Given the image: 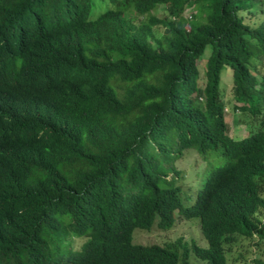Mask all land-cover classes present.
Returning <instances> with one entry per match:
<instances>
[{"label":"trees","instance_id":"16d2710c","mask_svg":"<svg viewBox=\"0 0 264 264\" xmlns=\"http://www.w3.org/2000/svg\"><path fill=\"white\" fill-rule=\"evenodd\" d=\"M99 1L92 19L93 0H0V264H230L241 241L264 264V1ZM190 152L226 160L198 213L163 177ZM174 213L203 246L132 243Z\"/></svg>","mask_w":264,"mask_h":264},{"label":"rangeland","instance_id":"374dc122","mask_svg":"<svg viewBox=\"0 0 264 264\" xmlns=\"http://www.w3.org/2000/svg\"><path fill=\"white\" fill-rule=\"evenodd\" d=\"M264 1V0H262ZM264 3V2H263ZM260 3L258 8V12H264V4ZM97 5L101 7L97 8L96 13L98 15H94V11L92 10L90 17L92 19L97 18L101 13L106 11L107 9L111 8V5L108 2H101L99 0H93V8L94 9ZM95 13V14H96ZM189 15V14H188ZM196 21H194L195 23ZM200 22V21H197ZM211 48L207 46L202 57L198 61L199 71L201 72V76L204 72V66L206 61L210 56ZM258 69L259 75H264V68L262 69L259 65L256 67ZM221 81H220V89L223 90V97L224 102L227 104L230 103V96H231V87H232V76L231 71L228 67H224L221 70ZM202 83V81H201ZM222 92V91H221ZM228 109L229 106H228ZM234 116L230 114V112L226 113L225 121L229 124L230 131L229 134L234 139H241L244 138L247 134L246 129L242 125H238L234 123ZM199 158L194 152H190L185 154V156L177 162L176 166L179 168L186 177L191 180L193 178H198L199 182L202 183L204 179L208 176V174L214 170V168L222 167L225 165L226 160L222 155L214 156L213 154L211 157L204 160L207 164L205 169H201L199 167ZM192 202V198L191 201ZM190 204V203H189ZM178 220L174 226L167 231H162L154 226L150 231L135 229L132 234V242L133 244H141L143 246L147 245H156L163 244V243H172L175 242L178 238L182 237L184 241L189 242V240H195L198 242L199 245L203 246L205 241L202 240V237L199 233V225L197 219H190L188 222H183L182 220ZM194 223V224H192ZM59 232V231H58ZM57 233H55L56 235ZM60 234L65 235L64 232L60 231ZM136 236V240H135ZM137 241V242H136ZM203 242V243H202ZM81 241H78V244H81ZM51 244V248H52ZM78 246V245H77ZM66 251L65 253H67ZM58 255V253H55ZM258 255V251L256 247L250 245L248 241H241L240 243L236 244L231 248V252L227 254V260L230 264H241L242 260L250 261ZM193 256L189 257V261L191 264H203L197 260H193ZM264 261V257H259Z\"/></svg>","mask_w":264,"mask_h":264},{"label":"clouds","instance_id":"9594fccd","mask_svg":"<svg viewBox=\"0 0 264 264\" xmlns=\"http://www.w3.org/2000/svg\"><path fill=\"white\" fill-rule=\"evenodd\" d=\"M187 13H190L191 17H192V13H191V10L188 9L184 15L187 17ZM188 18V17H187ZM190 19V18H188ZM230 110L228 109V107H225L224 108V112L225 113H228ZM230 135V134H229ZM234 139V138H233ZM182 158L178 159L175 161L174 163V167H175V170L178 171V174H174L173 172H171V170L167 171L165 175H163V177L165 179H167L168 181H170V183H172L173 187L175 189H177L178 191V195H179V199H180V203H181V206L184 208V209H187L189 211H194V212H197L199 211L200 209V201L202 199V195H203V192L206 188V183L208 182L209 180V176L213 173V171L215 170H212L208 176L204 179V181L202 183L199 182L198 178H193L191 180H189L186 175L183 173V171H181L179 168H177L176 164L178 161H180ZM199 167L201 169H205L207 167L206 163L202 161L201 158H199ZM191 198H192V202L191 201ZM190 203V204H189ZM174 217V224L178 221L176 220L177 217L179 220H182L183 222H188V220L190 219H197L198 220V225H199V219L198 217H183L181 215H179L178 213H174L173 215ZM174 224L172 225V227L174 226ZM194 224V223H192ZM156 226V225H153V227ZM152 227V228H153ZM157 227V226H156ZM171 227V228H172ZM151 228V229H152ZM158 228V227H157ZM170 228V229H171ZM150 229V230H151ZM159 229V228H158ZM169 229V230H170ZM149 230V231H150ZM163 231V230H162ZM167 231V230H166ZM146 232V231H145ZM199 233H200V225H199ZM201 235V234H200ZM202 237V236H201ZM72 238V239H71ZM135 240H136V236H135ZM194 240V239H193ZM70 241L73 242V245H72V252H78L80 253L84 246L87 245V247L90 246L91 244V237L89 236H84V237H75V236H72L70 237ZM78 241H81L82 243L81 244H78ZM176 241H184L182 239V237L178 238ZM175 241V242H176ZM191 241V240H189ZM137 242V241H136ZM187 243V241H184ZM133 243V242H132ZM174 243V242H172ZM183 243V242H182ZM158 244V243H156ZM154 244V245H156ZM78 245V246H77ZM134 245H141V244H134ZM159 245H162V244H159ZM143 246V245H141ZM147 246H151V245H147ZM64 255H70V251H68L67 253H63Z\"/></svg>","mask_w":264,"mask_h":264},{"label":"built area","instance_id":"2783aa9c","mask_svg":"<svg viewBox=\"0 0 264 264\" xmlns=\"http://www.w3.org/2000/svg\"><path fill=\"white\" fill-rule=\"evenodd\" d=\"M188 14H189V15H188ZM187 17H188V18H191V15H190V13H187Z\"/></svg>","mask_w":264,"mask_h":264}]
</instances>
